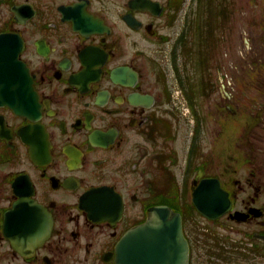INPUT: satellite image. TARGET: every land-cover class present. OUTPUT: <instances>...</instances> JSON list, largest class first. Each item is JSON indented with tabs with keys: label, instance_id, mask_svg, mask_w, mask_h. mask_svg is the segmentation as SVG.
Masks as SVG:
<instances>
[{
	"label": "flooded vegetation",
	"instance_id": "flooded-vegetation-1",
	"mask_svg": "<svg viewBox=\"0 0 264 264\" xmlns=\"http://www.w3.org/2000/svg\"><path fill=\"white\" fill-rule=\"evenodd\" d=\"M185 1L0 0V264H118L124 235L157 206L182 214L193 264V218L210 221L193 193L208 186L230 201L212 222L264 247V98L242 110L225 90L209 133L202 104L223 0L195 1L172 49L185 104L157 73ZM192 56L204 67L194 85Z\"/></svg>",
	"mask_w": 264,
	"mask_h": 264
},
{
	"label": "rangeland",
	"instance_id": "rangeland-1",
	"mask_svg": "<svg viewBox=\"0 0 264 264\" xmlns=\"http://www.w3.org/2000/svg\"><path fill=\"white\" fill-rule=\"evenodd\" d=\"M182 1V0H181ZM197 0H186L183 9L179 13L178 21L173 30L169 31L174 34L173 41L169 45L163 47L157 46V73L159 78L167 81L173 87V96L177 101L179 90L176 84V73L173 69L171 53L175 50L177 39L180 37L183 21L187 14L192 10V15L196 11ZM227 6V11L224 16L222 13L221 27L216 29L218 35V53L217 58L214 56L207 58V73L206 80H212L215 87L212 90H207V97L202 103L204 112L206 113V126L208 133L213 129L220 130L219 121L216 117V102L223 106V92L226 90L231 96H235L238 104V109H247L250 106L247 104L256 103L255 99L264 98V67L258 69L264 63V0H223ZM200 8V6H199ZM214 9V8H213ZM187 12V13H186ZM199 13H196V15ZM197 19V17H196ZM247 40V41H246ZM155 49V48H154ZM155 54V53H154ZM181 54V53H180ZM179 54V55H180ZM179 64H182V58L179 56ZM197 59L192 56L186 60L187 73L194 83L199 84L202 81V68L197 66ZM264 66V64H263ZM209 67V72H208ZM216 82L219 83L216 85ZM221 82V83H220ZM224 85L225 88L220 89ZM214 91V92H213ZM212 94L209 97V94ZM216 100H213V99ZM222 98V100H221ZM249 104V105H251ZM254 108H259L260 104ZM222 114V112H221ZM222 118V117H221ZM241 110L239 111L238 119H242ZM225 119H228L226 117ZM244 119V118H243ZM235 120V119H233ZM246 120V119H244ZM217 122V123H216ZM192 122H189L191 130ZM195 225H198L199 243L194 247V262L193 264H213L207 257L208 245H203L201 238L202 234L205 237H218L222 239L221 245L223 248L231 249L233 246L250 247L251 241L243 239L240 227L232 225L230 220L222 219L220 222L206 221L200 216L193 218ZM209 243L212 244V241ZM207 239L205 238V242ZM241 249V247H238ZM264 248V247H263ZM252 259H255L253 257ZM219 264V263H217ZM254 264H264V254L260 253L256 257Z\"/></svg>",
	"mask_w": 264,
	"mask_h": 264
},
{
	"label": "water",
	"instance_id": "water-1",
	"mask_svg": "<svg viewBox=\"0 0 264 264\" xmlns=\"http://www.w3.org/2000/svg\"><path fill=\"white\" fill-rule=\"evenodd\" d=\"M194 192L193 203L210 220L221 218L229 209L227 195L217 188L216 194L205 187ZM239 220L245 217L238 215ZM264 242V236H258ZM118 264H189V244L183 234L179 213L159 206L151 210L148 220L129 231L118 249Z\"/></svg>",
	"mask_w": 264,
	"mask_h": 264
},
{
	"label": "trees",
	"instance_id": "trees-1",
	"mask_svg": "<svg viewBox=\"0 0 264 264\" xmlns=\"http://www.w3.org/2000/svg\"><path fill=\"white\" fill-rule=\"evenodd\" d=\"M179 3L181 5L182 1ZM211 241L212 244L208 242V248L205 251H207V257L213 264H254L256 262V257L259 256L260 253L264 254V248L260 246H233L231 249H226L221 245L222 239L214 236ZM238 247H241V249ZM253 257H255V259H252Z\"/></svg>",
	"mask_w": 264,
	"mask_h": 264
}]
</instances>
